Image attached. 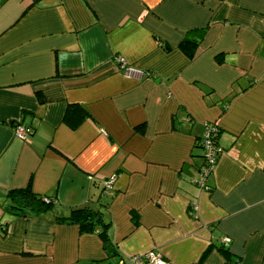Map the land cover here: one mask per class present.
<instances>
[{
	"label": "crops",
	"instance_id": "0c3cea01",
	"mask_svg": "<svg viewBox=\"0 0 264 264\" xmlns=\"http://www.w3.org/2000/svg\"><path fill=\"white\" fill-rule=\"evenodd\" d=\"M190 29L191 59L177 46ZM204 122L218 129L207 188ZM27 184L51 209L10 220L0 264H150L126 262L149 250L264 264V0H0L1 222L5 192ZM77 206L101 209L113 256L54 222Z\"/></svg>",
	"mask_w": 264,
	"mask_h": 264
},
{
	"label": "trees",
	"instance_id": "16d2710c",
	"mask_svg": "<svg viewBox=\"0 0 264 264\" xmlns=\"http://www.w3.org/2000/svg\"><path fill=\"white\" fill-rule=\"evenodd\" d=\"M202 33L203 29H190L187 31V35L178 43V48L183 51L187 58L191 59L193 57L198 39L201 37ZM160 45L165 50L169 49V45L165 42L160 43ZM83 112L84 114L86 113L80 106L73 105L69 108V115L78 113V119L81 118ZM75 122L77 121H74V124ZM201 139L202 138H200L199 144L200 148H202ZM201 157H203V148ZM4 199L6 204L2 207V210L9 215V219L3 222L0 221V237L6 235L7 227L11 219L28 215H40L50 210L52 206V199L41 197L32 192L28 184L24 187L8 189L5 192ZM100 210L99 207H72L69 209L67 215L60 217L56 216L53 220L59 224H76L79 233H95L100 238L105 253L113 256L115 254V248L107 234L109 223L102 218Z\"/></svg>",
	"mask_w": 264,
	"mask_h": 264
},
{
	"label": "built area",
	"instance_id": "2783aa9c",
	"mask_svg": "<svg viewBox=\"0 0 264 264\" xmlns=\"http://www.w3.org/2000/svg\"><path fill=\"white\" fill-rule=\"evenodd\" d=\"M115 64L117 68L121 69V73L125 78L130 79H141L143 77L144 71L133 67L127 61L121 57H115ZM216 125L212 122H204L203 124V131H202V148H203V157H202V163L199 169L198 177L194 180V182L199 185L201 188H207L205 184V178L207 174L211 171L212 167L214 166L216 155L218 152L217 146H216ZM31 130L27 126H16L14 128V135L20 139H28V136L30 135ZM112 177L109 179H106L104 181V186L108 189L111 186ZM222 243L228 242V239L226 237L221 238ZM140 259H144L150 264H164V259L155 251L149 250L143 253L142 255H132L129 256V258L126 259V262H135L139 261ZM125 262L123 260H119L117 264H124Z\"/></svg>",
	"mask_w": 264,
	"mask_h": 264
}]
</instances>
